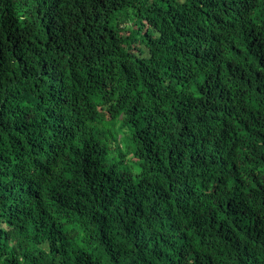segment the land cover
I'll return each instance as SVG.
<instances>
[{
  "label": "trees",
  "instance_id": "trees-1",
  "mask_svg": "<svg viewBox=\"0 0 264 264\" xmlns=\"http://www.w3.org/2000/svg\"><path fill=\"white\" fill-rule=\"evenodd\" d=\"M245 1L0 0V264H264Z\"/></svg>",
  "mask_w": 264,
  "mask_h": 264
},
{
  "label": "clouds",
  "instance_id": "clouds-1",
  "mask_svg": "<svg viewBox=\"0 0 264 264\" xmlns=\"http://www.w3.org/2000/svg\"><path fill=\"white\" fill-rule=\"evenodd\" d=\"M233 13L239 17L244 24L251 23L256 20L259 16L264 14V0H248L241 3L240 8L233 11ZM241 53V58L238 63L239 66L243 65V61L246 56H253V52L251 48L248 51H242L241 49L237 48ZM242 53H245L244 55ZM257 80L261 83V81L257 78ZM262 84V83H261Z\"/></svg>",
  "mask_w": 264,
  "mask_h": 264
}]
</instances>
